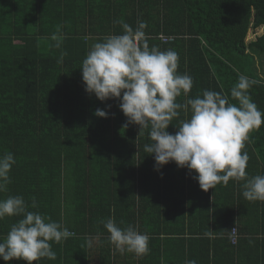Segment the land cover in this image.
Returning a JSON list of instances; mask_svg holds the SVG:
<instances>
[{
    "label": "trees",
    "instance_id": "1",
    "mask_svg": "<svg viewBox=\"0 0 264 264\" xmlns=\"http://www.w3.org/2000/svg\"><path fill=\"white\" fill-rule=\"evenodd\" d=\"M117 21L134 30L146 22L149 48L178 53L177 74L193 86L177 103L211 90L238 106L230 90L243 74L258 81L249 95L264 112L255 68L264 59V0H0V156L15 159L0 200L22 196L28 211L74 233L50 242L55 260L34 264H264V201L243 197L246 180L205 192L187 167L170 161L156 170L144 151L150 128L129 123L119 99L85 92L82 61L93 44L123 34ZM190 115L180 110L166 131L174 135ZM248 137L247 178L264 175V124ZM20 218L0 220V239ZM108 218L147 234L149 252L117 251L102 223Z\"/></svg>",
    "mask_w": 264,
    "mask_h": 264
},
{
    "label": "clouds",
    "instance_id": "2",
    "mask_svg": "<svg viewBox=\"0 0 264 264\" xmlns=\"http://www.w3.org/2000/svg\"><path fill=\"white\" fill-rule=\"evenodd\" d=\"M117 23L121 24L123 34L109 35L103 42L93 44L82 61L85 92L94 94L101 102L119 99L120 111L129 123L138 125L140 132L150 128L151 143L144 145V151L154 154L156 170L170 161L178 167H187L197 174L195 179L205 192L217 184L226 185L229 179L246 180L243 197L248 201H264V175L247 178L249 156L242 152L248 134L264 124V112L249 95V89L258 81L243 74L238 76L230 90L238 106L230 103L228 95L211 90H204L202 97L177 103V97L187 95L193 86L190 75L177 74L178 53L160 51L155 46L149 48L144 21H138L135 30L123 21ZM180 110L190 112V118L181 120L178 131L169 134L166 129L180 116ZM94 115L107 118L108 114L97 109ZM14 164L12 153L0 156V192L7 191ZM31 207H37L35 197ZM28 208L22 196L0 200V220L6 216L21 217L0 239V259L5 262L23 260L25 264H34L42 258L55 260L50 242L60 243L74 235L50 217ZM102 223L109 241L121 254L127 251L142 256L149 252L150 237L135 226L121 228L114 218ZM212 233L208 229V235ZM91 243L90 240V246ZM185 264L197 262L192 259Z\"/></svg>",
    "mask_w": 264,
    "mask_h": 264
},
{
    "label": "rangeland",
    "instance_id": "3",
    "mask_svg": "<svg viewBox=\"0 0 264 264\" xmlns=\"http://www.w3.org/2000/svg\"><path fill=\"white\" fill-rule=\"evenodd\" d=\"M256 32V31H255ZM249 33L247 36V42H250L254 40L257 36V34H261V30L257 31L256 33ZM255 68L256 72L259 74V76L264 77V59L260 57L255 58Z\"/></svg>",
    "mask_w": 264,
    "mask_h": 264
},
{
    "label": "built area",
    "instance_id": "4",
    "mask_svg": "<svg viewBox=\"0 0 264 264\" xmlns=\"http://www.w3.org/2000/svg\"><path fill=\"white\" fill-rule=\"evenodd\" d=\"M170 40H171V39L162 38V41H163V42H168V41H170ZM232 229H233V228H232ZM229 237H230L231 245H235L236 242H237V238H238L237 230H236L235 227H234V231H231V232H230Z\"/></svg>",
    "mask_w": 264,
    "mask_h": 264
}]
</instances>
